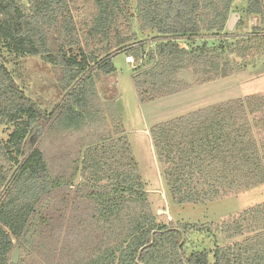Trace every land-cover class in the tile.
Segmentation results:
<instances>
[{
	"label": "trees",
	"instance_id": "trees-1",
	"mask_svg": "<svg viewBox=\"0 0 264 264\" xmlns=\"http://www.w3.org/2000/svg\"><path fill=\"white\" fill-rule=\"evenodd\" d=\"M245 1L246 13L264 24V0ZM232 4L137 0L140 30L157 35V44L144 53V47L129 45L133 36L111 39L125 11L121 0H94L85 40L101 38L97 53L66 51L61 44L52 53L44 30L57 25L62 40H71L69 48L78 44L68 1L0 0L1 47L57 64L63 93L61 104L48 113L18 86L0 54V123L13 129L6 141L0 138V264H12L15 247L45 259L43 264L57 257L58 264H264V203L220 225L224 244L186 254V236L208 231L158 222L118 110V90L106 99L93 79L114 74L110 50L116 48L153 64L131 75L141 104L181 92L184 85L174 73L188 63L203 66L207 82L240 73L244 66L233 58L235 47L244 57L261 40L226 29ZM203 33L204 42L216 37L222 42L190 51L179 45L202 40ZM37 128L43 133L30 150ZM149 132L175 206L206 204L264 185L262 94L191 111Z\"/></svg>",
	"mask_w": 264,
	"mask_h": 264
},
{
	"label": "rangeland",
	"instance_id": "rangeland-1",
	"mask_svg": "<svg viewBox=\"0 0 264 264\" xmlns=\"http://www.w3.org/2000/svg\"><path fill=\"white\" fill-rule=\"evenodd\" d=\"M67 1L71 6L73 27L75 29V34L72 35L75 36L78 44H72L71 42L72 46L69 48L67 44L71 40H62L57 25L52 29L44 30L49 49H52V53H56L58 45L61 44L66 51L72 50L78 53L81 50L89 49V51L97 53L96 50L103 44L101 38L98 37V40H85L88 23H90L95 11L93 8L94 0ZM127 1V4H125V0H121V4L125 5V11L118 28L111 31V39L116 38V36L119 38L133 36L129 45L133 46V49L139 46L144 47L143 51L146 53L157 44V41L154 40L157 39V35L152 31L143 32L140 30L136 18L137 0ZM232 14H237L240 19L233 30L230 31L231 35L240 37L257 35L259 36L258 39L261 40L260 48L247 50L244 52V57L237 53V46L235 47L236 53L233 58L241 66H244L240 73L207 82L209 74L207 71L205 72L204 67L188 63L174 73L176 81L184 85L181 92L143 104L139 103L136 97L131 83V75L133 72L138 73L152 67L153 64L149 63L146 57L138 62L133 59V64H128L124 60L126 55L123 52L119 53L120 48L112 49L110 50V58H113L114 74L105 77L102 73H97L98 75L93 76L97 89L102 91L104 98L112 99L116 88L118 90V110L138 164L145 190L148 193V201L158 222L165 224L170 222L173 224L187 223L196 225L197 228H205L208 231L202 233L192 232L186 236L187 246L185 252L187 255L202 250L213 251L215 244H224L226 241L224 235L220 232V225L245 210L264 203V185H262L238 194L218 197L206 204L173 205L166 195L160 165L156 166L154 163L150 137L146 134L154 125L167 122L200 108L235 100L247 95H264V24L261 23L260 16L246 13L245 0H233L230 16ZM68 36H71V33ZM201 37L202 40L193 42L179 41V45L190 51L199 48L203 43L217 47L223 39L222 37H219V39L216 37L210 39V42H204L208 36L203 33ZM254 46L256 47V45ZM0 54L18 86L24 90L29 98L41 104L42 109L49 113L50 110L61 104L63 93L58 89L56 83L57 64H51L41 56L18 57L8 54L1 47V44ZM221 54L224 56L226 51L223 50ZM12 130V126L0 123V138L6 141ZM162 186L168 201L169 216L159 212L165 210V203L161 195ZM14 249H18L17 264H43L46 261L32 254V252H23L18 247ZM59 259L57 257L51 264H58Z\"/></svg>",
	"mask_w": 264,
	"mask_h": 264
},
{
	"label": "water",
	"instance_id": "water-1",
	"mask_svg": "<svg viewBox=\"0 0 264 264\" xmlns=\"http://www.w3.org/2000/svg\"><path fill=\"white\" fill-rule=\"evenodd\" d=\"M239 19H240V17L237 14H232L229 17V20L227 21L226 29L228 31H232L234 26H235V24L239 21ZM42 133H43V131L41 130V128H37L36 131L34 132V134L31 135V137L29 138L30 150H32L35 147V145L37 144L38 140L40 139ZM146 134L149 135V137H150V132L149 131H147ZM150 142H151V139H150ZM151 151H152L154 163L157 166L158 162H157V158H156V155H155V151H154V147H153L152 142H151ZM161 195H162L163 201L165 203V210L164 211H159V212L160 213H164L166 216H169L170 212H169V207H168V201H167V198L165 197V191H164L163 186H162ZM17 262H18V249H14L13 252H12V255H11V263L12 264H17Z\"/></svg>",
	"mask_w": 264,
	"mask_h": 264
},
{
	"label": "built area",
	"instance_id": "built-area-1",
	"mask_svg": "<svg viewBox=\"0 0 264 264\" xmlns=\"http://www.w3.org/2000/svg\"><path fill=\"white\" fill-rule=\"evenodd\" d=\"M125 61L128 63V64H133L134 60L131 56H126L125 57Z\"/></svg>",
	"mask_w": 264,
	"mask_h": 264
},
{
	"label": "crops",
	"instance_id": "crops-1",
	"mask_svg": "<svg viewBox=\"0 0 264 264\" xmlns=\"http://www.w3.org/2000/svg\"><path fill=\"white\" fill-rule=\"evenodd\" d=\"M119 53H122V52H119ZM124 54V53H123ZM113 59V58H112ZM112 59H111V61H112ZM124 60H125V57H124ZM126 62V61H125ZM127 63V62H126ZM131 83H132V80H131ZM132 87H133V84H132ZM134 89V88H133ZM135 91V90H134ZM135 94H136V92H135ZM136 97H137V95H136Z\"/></svg>",
	"mask_w": 264,
	"mask_h": 264
}]
</instances>
